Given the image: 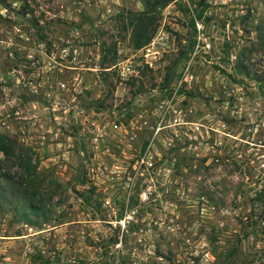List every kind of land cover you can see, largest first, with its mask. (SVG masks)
Returning a JSON list of instances; mask_svg holds the SVG:
<instances>
[{
	"label": "rangeland",
	"instance_id": "374dc122",
	"mask_svg": "<svg viewBox=\"0 0 264 264\" xmlns=\"http://www.w3.org/2000/svg\"><path fill=\"white\" fill-rule=\"evenodd\" d=\"M156 1L0 0V264L264 259V0Z\"/></svg>",
	"mask_w": 264,
	"mask_h": 264
},
{
	"label": "trees",
	"instance_id": "16d2710c",
	"mask_svg": "<svg viewBox=\"0 0 264 264\" xmlns=\"http://www.w3.org/2000/svg\"><path fill=\"white\" fill-rule=\"evenodd\" d=\"M170 0H159V1H156L153 5H152V9H154L156 6H163V5H165L167 2H169ZM144 5L147 7V8H150L151 7V4L149 3V2H145L144 1ZM147 12H149L148 10L147 11H144V13H141V14H145V13H147ZM138 19L139 18H136V20L135 21H138ZM148 42V37H145V38H143V39H140V40H138L137 42H135V47H139V46H141V45H143V44H145V43H147ZM7 138H5L4 136L2 137V136H0V149L1 150H3V151H5V153H8V152H11V150H4L5 148H4V146H3V144H5L4 143V140H6ZM23 161H21V163H22ZM257 264H264V259L263 260H260Z\"/></svg>",
	"mask_w": 264,
	"mask_h": 264
},
{
	"label": "built area",
	"instance_id": "2783aa9c",
	"mask_svg": "<svg viewBox=\"0 0 264 264\" xmlns=\"http://www.w3.org/2000/svg\"><path fill=\"white\" fill-rule=\"evenodd\" d=\"M125 69H126V71H128V67H125ZM122 73H123V71H120V74H122ZM141 161H142V159H141ZM207 256H208V252H204V254H203L204 259H206Z\"/></svg>",
	"mask_w": 264,
	"mask_h": 264
}]
</instances>
